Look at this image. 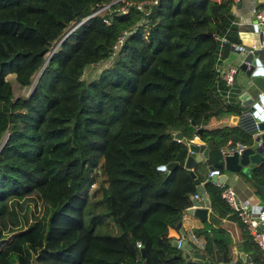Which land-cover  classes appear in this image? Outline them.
Instances as JSON below:
<instances>
[{
    "label": "trees",
    "instance_id": "1",
    "mask_svg": "<svg viewBox=\"0 0 264 264\" xmlns=\"http://www.w3.org/2000/svg\"><path fill=\"white\" fill-rule=\"evenodd\" d=\"M231 4L0 0V264H199L174 256L178 222L214 260L221 228L186 212L196 190L184 163L194 137L211 141L210 157L252 142L239 123L208 127L211 117L242 113L226 101L218 69L221 47L239 41ZM9 74L27 95H14ZM251 176L264 183V161ZM205 191L225 216L222 187L206 181ZM32 193L45 207L24 230L15 207ZM5 217L14 234L3 240ZM239 224L253 263L264 264Z\"/></svg>",
    "mask_w": 264,
    "mask_h": 264
},
{
    "label": "crops",
    "instance_id": "2",
    "mask_svg": "<svg viewBox=\"0 0 264 264\" xmlns=\"http://www.w3.org/2000/svg\"><path fill=\"white\" fill-rule=\"evenodd\" d=\"M264 8V0H232V4L230 6V11L234 16V25L237 33V37L239 39L238 43H232L231 45L224 44L221 47L219 58H218V69L220 74L222 75L223 80L224 74L231 68L235 69L233 75V81L231 84H227L229 89H227V102H232L235 105L240 106L242 108L241 117L238 115H225L222 118H215L211 117L208 127L209 128H218L222 127L225 124L230 126H235L236 124H241L246 128L249 132H251L252 142L250 145H246L245 142H241L242 144L237 145L234 148H228L226 146L218 151V154L214 157H210L211 148L208 152V158L204 159L205 164L199 162L194 169L200 171L201 174L206 175V179L201 182L209 181V172L212 170L209 168V165L214 164L215 162L219 161L223 157V153L232 152L239 147H248L254 146L256 150L264 152V129H260L258 131L253 129V122L250 120V116L254 115V102H258V98L264 95V74H257V75H247L241 69H237L238 64L241 62L243 56L247 53L252 52L254 57H258V55H263L264 60V22L260 23L259 20L256 18V13L258 10ZM262 69L264 70V61H262ZM261 68V67H260ZM261 104L263 103L260 102ZM250 111L249 115H244L243 112ZM255 121L257 120L256 116H253ZM244 118L243 122H240V119ZM260 122V121H259ZM244 123V124H243ZM199 139L198 137H194L192 140ZM189 141V142H190ZM202 141V140H201ZM188 142V144H189ZM203 143L207 144V142L202 141ZM262 161H264V156L261 161L256 165H259ZM253 166V167H254ZM245 168L240 172L235 173H227L226 184H232L233 187L236 189L238 194V200L241 203L245 204H252V203H261L264 201L261 197L259 185L264 186L263 184H258L256 180L251 176L252 168ZM216 168V167H214ZM220 173H226L223 169H220ZM196 174V173H195ZM245 175V176H244ZM197 176V174H196ZM212 182V181H211ZM214 183V182H213ZM205 188V184H204ZM206 193V191H205ZM197 198L201 199V196L194 194ZM193 195V196H194ZM207 195V193H206ZM208 196V195H207ZM195 197V196H194ZM210 206L207 210L206 220L207 222H211L212 226L220 227L222 235V239H214V251L218 250L221 256V261L224 264H254L249 252L246 250L244 238L246 235L245 229L239 224V220L236 218L231 210L225 216H218L217 214L212 212L211 209V202L208 197ZM203 205V203H202ZM201 219V218H199ZM158 226L157 224H155ZM181 229L184 230L182 227V223L179 228H175L173 232L170 233V237L177 239L181 238ZM185 231V230H184ZM186 232V231H185ZM188 240L194 246L195 250L197 248H202L203 246L199 247L193 242L192 239L188 236ZM198 238V237H197ZM199 239V238H198ZM201 240V239H199ZM204 241V240H201ZM244 248V253L247 254L251 262L244 261L239 256V248ZM227 254L231 257V259L227 262L223 260V255ZM208 262L212 264H218L215 260V253H214V260L211 258H205ZM241 259V261H238Z\"/></svg>",
    "mask_w": 264,
    "mask_h": 264
},
{
    "label": "water",
    "instance_id": "3",
    "mask_svg": "<svg viewBox=\"0 0 264 264\" xmlns=\"http://www.w3.org/2000/svg\"><path fill=\"white\" fill-rule=\"evenodd\" d=\"M262 61L263 55H258V57H254L252 52L247 53L245 56H243L241 62L238 64L237 69H241L244 71L247 75H257V74H264V70L262 69ZM261 67V68H260ZM87 68H89V65H87ZM258 102H254V115L250 116L251 122H254L255 119L253 116L257 117V120L259 122L260 129H264V95L260 96L257 100ZM262 102L263 104H261ZM241 117V116H240ZM245 119L241 118L240 122H243ZM244 124V123H243ZM200 131V130H199ZM252 132V130L250 131ZM177 138H181L182 134L178 133L175 134ZM211 148V141H208L207 144L203 143L200 139L192 140L188 144V155L185 160V167L190 170V173L192 177L194 178L195 182V190L196 194L201 196V199L197 197H192V206L186 210L188 214L194 215L201 219H206L207 210L210 206L208 196L205 193L204 184L205 182H201L195 172L193 171V168L196 167V165L199 162H202L205 164L204 159L208 158V152ZM264 156V152H261L259 150H256L254 146H248L244 147L240 150H233L232 152L223 153V157L215 162L212 165H209L210 169H213L214 167L223 169L226 171V173H222L220 175L213 174L209 181L215 182L218 181L220 183H226L227 179V173H235L240 172L241 170L247 168L253 167L255 164L259 163L261 159ZM174 165H176L175 162L167 164L166 167L172 168ZM161 168H165V166H161ZM259 190L262 199L264 200V186L259 185ZM203 203V205H202ZM181 225V222H178L177 228H179ZM171 243L174 247L178 248L180 252L176 253L174 256L176 258H183L186 262L194 261L199 264H212L204 259V256L197 252L194 248V246L190 243L187 237V233L181 229V238L172 239ZM141 254L144 256V248L141 247ZM239 256L241 259L247 262H251L250 257L244 253V248H239ZM215 253V260L218 262V264H224L221 261V256L218 250L214 251ZM142 264H147L146 260H143Z\"/></svg>",
    "mask_w": 264,
    "mask_h": 264
},
{
    "label": "built area",
    "instance_id": "4",
    "mask_svg": "<svg viewBox=\"0 0 264 264\" xmlns=\"http://www.w3.org/2000/svg\"><path fill=\"white\" fill-rule=\"evenodd\" d=\"M238 1V0H237ZM138 8H142L143 3L137 4ZM256 18L259 20L260 23L264 22V8L260 9L256 13ZM129 34V32H122V34L116 39L115 43L113 44V50L117 51L120 47V45L125 40L126 36ZM235 69L231 68L224 74V79L227 84H231L233 81V75H234ZM244 115H249L250 111L243 112ZM253 129L258 131L260 130L259 127V121L253 122ZM242 149V147H239L237 150ZM220 175V169L219 168H213L208 176L209 178L213 175ZM216 186L222 187L221 191V197L225 200V202L228 204L231 212L234 213L236 218H238L245 226L248 232L251 234L253 240L258 245L259 249L261 250V253L264 257V201L261 203H252V204H245L241 203L238 200V194L236 189L231 184L226 183H220L218 181L214 182ZM197 197L196 195H194ZM190 239L193 240V242L196 244V246H203L205 244L204 241L199 240L195 235L192 233L188 234ZM140 242H137V245L140 246Z\"/></svg>",
    "mask_w": 264,
    "mask_h": 264
},
{
    "label": "rangeland",
    "instance_id": "5",
    "mask_svg": "<svg viewBox=\"0 0 264 264\" xmlns=\"http://www.w3.org/2000/svg\"><path fill=\"white\" fill-rule=\"evenodd\" d=\"M102 9L103 8H100L98 11H100ZM107 64H108V62H104V63H102L100 65H97V66H99L97 68V70L95 69L94 71H92L90 73H85V76L86 77L88 76L89 78L93 77L94 75H96L101 70V68H103ZM14 77H15L14 74H9V75L6 76V78H8L9 80L12 81V87H13L14 95L15 96H18V95H27L29 93V91H30V87H27V88H19L18 87V84L14 81ZM97 186H98V182H95L94 184H92V185L89 186V189L88 190L89 191L94 190ZM19 204H20V206L17 205L15 207V209H16V212L19 215H21L24 218H26V220L28 222L22 228V229L25 230V229H27L29 227V223L31 224V223L35 222L36 219H38L42 215L45 205L42 202V199L39 197V195H37L35 193H32V194L28 195L27 197H25L24 199H22V201H20ZM122 216H123L122 218L124 220V211L122 213ZM3 221H4V226H5V229H6V230L5 229L4 230L7 232V234H5L6 237L3 238V240H4V239H7L8 237H11L14 234V232L8 231V227H10L11 226V223H12L11 219L9 217H5L3 219ZM2 224L3 223L0 222V227L2 226ZM7 225H8V227H7ZM19 229L20 228H18V230ZM22 229H20V230H22ZM173 231H174V229L171 228L170 229V233L173 232Z\"/></svg>",
    "mask_w": 264,
    "mask_h": 264
}]
</instances>
